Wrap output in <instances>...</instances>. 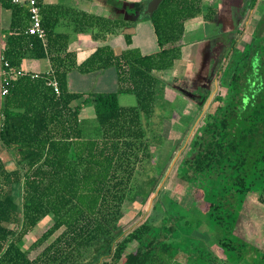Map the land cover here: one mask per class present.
Masks as SVG:
<instances>
[{
	"label": "trees",
	"instance_id": "1",
	"mask_svg": "<svg viewBox=\"0 0 264 264\" xmlns=\"http://www.w3.org/2000/svg\"><path fill=\"white\" fill-rule=\"evenodd\" d=\"M2 9L11 11V24L0 50V68L9 63L20 69L26 60L48 58L52 69L49 74L29 71L11 82L6 96L0 95V145L12 164L8 168L0 157V264H264V252L239 234L247 197L257 193L264 205V101L240 114L246 107V91L234 87L240 74L231 79L229 100L217 93L211 121L197 132L202 117L194 123V136L185 145L193 153L178 168L217 236L215 249L210 251L199 236L203 222L183 210L166 212L160 225L147 218L126 230L121 222L128 203L144 205L151 193L160 194L153 171L145 168V179H138L144 166L157 158L154 143L165 140L154 122L165 85L154 72L172 69L182 57L185 23L205 15L204 0L163 1L150 18L157 53L142 55L130 48L116 55L104 46L80 65L69 51V36L56 32L58 21L43 9L46 43L25 33L30 25L25 6L0 0V13ZM208 12L206 19L212 17ZM77 14L78 25L91 29L95 40L133 24ZM127 42L132 44L131 37ZM252 46L242 55L232 48L217 79L231 69L250 74ZM109 68L117 69L118 92L85 98L69 90L70 71L88 74ZM53 79L59 93L49 85ZM121 93L133 94L137 104L121 106ZM211 95H202V106ZM239 97L242 106L237 105ZM87 104L95 109L93 120L81 117ZM167 105L171 110L177 106L170 101ZM14 185L20 187L18 203ZM174 206L171 202L170 208ZM46 218L51 226L29 241L28 235Z\"/></svg>",
	"mask_w": 264,
	"mask_h": 264
},
{
	"label": "crops",
	"instance_id": "2",
	"mask_svg": "<svg viewBox=\"0 0 264 264\" xmlns=\"http://www.w3.org/2000/svg\"><path fill=\"white\" fill-rule=\"evenodd\" d=\"M150 1L41 0L40 4L49 17L58 21L56 32L69 36V51L76 54L77 63L80 65L98 48L104 46L112 48L116 55H120L130 48L139 50L142 55L157 53L159 46L153 25L149 18L143 17V12ZM135 4H139L141 8L136 9ZM204 6L205 15L209 14L208 10L210 9L212 17L206 19L205 15H202L185 23L182 57L175 62L172 69L154 72V75L165 85V95L169 101L177 105L172 112V117L174 114H183L188 117V113L192 111L191 106L202 103L200 102L202 95L212 92V87H215L212 79L224 66L232 48L235 51L238 50V54L242 55L247 45L254 43L256 39L260 46L254 48L251 63L255 61L252 71L256 73L260 69L258 66L262 63L261 56L264 55V0H204ZM77 13L133 24L117 30L114 34L107 35L103 40H95L91 29L78 25L80 17ZM10 24L11 11L2 9L0 13V50L5 47V32ZM244 33L245 35L249 33L247 35L250 40L245 44V47L241 48L238 46V37H242ZM129 37H131V45L127 42ZM238 54L237 56H239ZM22 69L46 73L52 69V66L50 59L45 58L26 60ZM68 87L71 92L84 94L85 98L91 93L116 92L120 88L118 72L116 68H109L84 74L74 69L68 74ZM121 94L125 95V93ZM81 117L90 120L96 117L92 104L83 107ZM253 195L251 194L250 197ZM259 205H254L253 217L249 221L244 217L246 213L243 211L239 229L246 224L248 227L246 231L250 232L249 237L252 239L248 240L241 234L240 237L264 252V205L261 203Z\"/></svg>",
	"mask_w": 264,
	"mask_h": 264
},
{
	"label": "rangeland",
	"instance_id": "3",
	"mask_svg": "<svg viewBox=\"0 0 264 264\" xmlns=\"http://www.w3.org/2000/svg\"><path fill=\"white\" fill-rule=\"evenodd\" d=\"M249 35V33H247ZM245 35V33L241 36H239L238 40V46L243 48L245 47L246 43L250 40L248 35ZM183 42V41H182ZM255 46L258 48L260 46L259 43H257L256 39L253 43L252 53L251 57L254 55V48ZM251 46H249L250 48ZM264 52V47H263ZM260 56V55H259ZM240 57L238 56V59ZM262 63L258 66L259 71L258 74L253 75L252 66H254V63H249L250 65V74H246L245 76L243 73H235V69L229 70V72H226L224 76L217 79V76L213 77V82L215 87H212V95L209 97L208 102L206 105L202 106V103L200 104H193L191 106L192 111L188 113L187 116H183V114H174L171 109H167L168 105L166 106V102H169V98H167V95H164V97L161 95L158 98L157 103V109L155 110V116H154V122L155 126L159 127V129H162V136H165V141L161 145L160 143L156 142L154 143L155 146H157V152L156 156L157 158L151 161L150 164L144 166V169L138 174V179L143 181L145 179V168H148L149 170L153 171L151 172V175L158 176V183L160 186V194L157 196L155 193H151L150 197L148 198L147 202L142 205L139 203H128L127 204V210L126 215L122 219V226L124 229H128L130 226H132L134 223L138 221H144L145 219L149 218L151 223L153 225H160L164 215L166 212L169 211H179L183 210L187 212L189 215L194 217L197 220H200L203 222V226L199 230V236L204 241L207 248L212 251L215 249V242H216V234L210 229V227L207 224V218L206 216L201 212V210L198 208L197 203L194 201V196L191 193V188L187 184V181L185 178H183L182 174L179 171V166L183 160L184 157H186L188 154L192 155L193 149L191 147H186L188 143H191L190 140H192L194 134L193 131V125L196 123L199 118L202 117V121L199 123L198 127L196 128V132L199 129L200 126L203 124L206 125V123L210 122V113H212V109L215 107L214 99L218 92L225 98V100H229L230 98V91L231 89V79L234 74H240L239 80H236V83L234 85L235 89H240V91L245 90L246 94L244 95V98L246 99V107L241 111V115L246 114L245 111H248L250 106L252 104H260L262 101H264V55L261 56ZM238 68H236V71L239 70V67L242 66L243 60L242 58L239 60ZM239 72V71H238ZM259 83L262 85L263 89L259 87ZM254 84V85H253ZM256 84V85H255ZM234 91V90H233ZM249 91V93H248ZM109 92V91H107ZM118 92V90L116 91ZM240 97L238 98L237 105L242 106ZM119 101L121 105H135L136 104V97L134 95H129L125 93V95L119 94ZM175 105V104H173ZM181 110V109H180ZM183 110V109H182ZM184 110L182 111V113ZM165 117V121L162 122L161 118ZM167 119V120H166ZM159 130V131H160ZM187 143V144H186ZM186 145V146H185ZM185 146V147H184ZM184 147V149H183ZM183 149V150H182ZM182 150V151H181ZM181 153V155L179 154ZM0 157L5 162V165L8 168H12L11 164V158L8 156V154L5 153L3 147L0 145ZM145 173V174H144ZM147 179V178H146ZM13 195L16 198V202L18 203L20 198V187L19 185H14L12 188ZM255 193H252V195ZM251 195V194H250ZM248 196L247 204L244 209L246 215V219L249 221L253 217L252 212L254 210V205L260 206L259 202V194L256 193V195H253L250 197ZM171 202H175V206L173 209L170 208ZM255 206V207H256ZM52 224V221L50 218L44 219L39 226L37 227L36 231L34 233H31L28 235L29 241H34L39 234L44 232L46 229H48ZM249 224V223H248ZM248 227H246V224L244 227H241L239 229V234L242 235V237H245L246 239L250 240L251 237H249L250 232L248 233L246 230ZM61 232L56 233L47 243L54 241V239L60 234ZM252 239V238H251ZM136 246V243H133L129 246V251H131ZM43 249V248H41ZM38 250L37 252L33 253V256L41 251Z\"/></svg>",
	"mask_w": 264,
	"mask_h": 264
},
{
	"label": "built area",
	"instance_id": "4",
	"mask_svg": "<svg viewBox=\"0 0 264 264\" xmlns=\"http://www.w3.org/2000/svg\"><path fill=\"white\" fill-rule=\"evenodd\" d=\"M7 3L14 6H25L30 13V25L28 26L25 33L31 36H37L44 43L47 41L46 31L42 25V8L38 0H5ZM30 73L22 68L17 69L10 66L9 63H5L2 68H0V95L6 96L9 92V86L12 81L17 80ZM51 73V70L46 72ZM33 78L38 77V73L32 75ZM56 93H59V85L56 79H53L50 83Z\"/></svg>",
	"mask_w": 264,
	"mask_h": 264
},
{
	"label": "water",
	"instance_id": "5",
	"mask_svg": "<svg viewBox=\"0 0 264 264\" xmlns=\"http://www.w3.org/2000/svg\"><path fill=\"white\" fill-rule=\"evenodd\" d=\"M163 1L164 0H151L148 3L145 11L143 12V17H145V18L147 17V18L150 19L154 15V13L160 8V6L163 3ZM217 64H218V62H217ZM216 68H217V66H216ZM214 74H215V71L213 72V75Z\"/></svg>",
	"mask_w": 264,
	"mask_h": 264
}]
</instances>
